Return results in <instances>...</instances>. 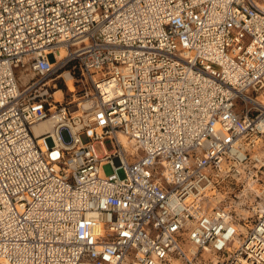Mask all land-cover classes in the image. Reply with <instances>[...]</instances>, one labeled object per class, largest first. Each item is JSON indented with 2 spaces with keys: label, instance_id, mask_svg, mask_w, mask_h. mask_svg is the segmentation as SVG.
I'll return each mask as SVG.
<instances>
[{
  "label": "built area",
  "instance_id": "2783aa9c",
  "mask_svg": "<svg viewBox=\"0 0 264 264\" xmlns=\"http://www.w3.org/2000/svg\"><path fill=\"white\" fill-rule=\"evenodd\" d=\"M263 176L264 0H0V264H264Z\"/></svg>",
  "mask_w": 264,
  "mask_h": 264
},
{
  "label": "rangeland",
  "instance_id": "374dc122",
  "mask_svg": "<svg viewBox=\"0 0 264 264\" xmlns=\"http://www.w3.org/2000/svg\"><path fill=\"white\" fill-rule=\"evenodd\" d=\"M68 91H71L70 89ZM62 94L63 90H62ZM84 139V138H83ZM106 146L109 148L110 143L109 141H105ZM102 170L105 174H110L112 172L111 164L107 163L102 166ZM120 176H123V171H118ZM264 177V176H263ZM239 187V188H238ZM242 188L241 186H237L236 189H234L232 192H228L226 187H223L220 192V198H222L221 203L225 206L230 207L231 209H235V211L239 214L241 212L245 213L246 206L248 205V194L245 196V191H240L239 189ZM225 191V192H223Z\"/></svg>",
  "mask_w": 264,
  "mask_h": 264
},
{
  "label": "bare ground",
  "instance_id": "6f19581e",
  "mask_svg": "<svg viewBox=\"0 0 264 264\" xmlns=\"http://www.w3.org/2000/svg\"><path fill=\"white\" fill-rule=\"evenodd\" d=\"M62 52H64V51H62ZM66 83L68 86L67 90L70 89L72 91L74 89V87H73V84H72L70 78H68V77L66 78ZM55 95L58 99L61 98V92L59 90L55 92ZM75 108H76V106L74 105L71 107V110H73ZM50 128H51V121L50 120H42L33 126V130L35 131L36 134H38L41 131L49 130ZM122 140L125 142V139L122 138Z\"/></svg>",
  "mask_w": 264,
  "mask_h": 264
}]
</instances>
